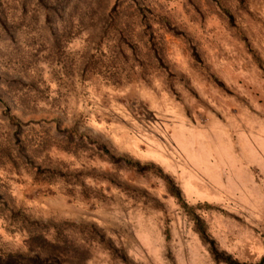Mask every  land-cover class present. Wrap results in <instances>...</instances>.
<instances>
[{"label": "rangeland", "instance_id": "obj_1", "mask_svg": "<svg viewBox=\"0 0 264 264\" xmlns=\"http://www.w3.org/2000/svg\"><path fill=\"white\" fill-rule=\"evenodd\" d=\"M19 1L2 0L9 16ZM136 1L69 6L52 27L67 34L59 49L32 3L14 38L0 30V78L35 88L13 89L27 100L10 112L35 123V141L75 129L154 166L41 146L34 178L4 157L16 147L0 99V264L264 258V0Z\"/></svg>", "mask_w": 264, "mask_h": 264}, {"label": "trees", "instance_id": "obj_2", "mask_svg": "<svg viewBox=\"0 0 264 264\" xmlns=\"http://www.w3.org/2000/svg\"><path fill=\"white\" fill-rule=\"evenodd\" d=\"M94 1L96 0H20L19 10L21 11V15L19 17H12L9 16V14L6 12L5 7L3 6L5 5L4 2L0 0V30L8 37L11 36V38H14L16 29L18 28V26L21 25V21H23V19L26 17L29 7L28 4L32 3L34 5V11L39 10L41 12V17L43 18L44 22L43 24L48 30L49 38H51L53 41L54 49H59L61 48L60 39L62 37L64 39L67 34L64 33L63 35H60L58 34V31L55 32V30H53L52 28L55 25V22L70 21L71 10L68 9L69 6H71L72 8L74 4L76 6L82 3L87 4V6H90L91 3ZM131 1L135 4H138L136 0ZM31 17L32 19H37L35 13H33ZM65 41H67V38ZM3 86L5 90H3L2 88ZM18 86L26 87L27 89H29L30 92L35 91L33 83L25 85V82H23L21 78L9 81L4 78H0V87L2 88L1 97H3L0 99H2L5 104L4 114L8 118L7 125L10 129L8 136L9 146L10 148L16 147V155L14 154V150L7 149V152L4 154V157L6 156L5 158L11 161L12 163L15 162L13 157H18L22 159L27 165L26 167L31 168L30 172L35 175L34 178L44 172L41 170L37 158V148H41V146H46L48 149H50V147H54L59 152L70 153L75 152L76 149H78L79 147H83L84 145L88 144L90 146H94L98 152H100L103 156H105L110 162L114 164H121L123 166H127L137 172H145L151 168H154L153 165H140L138 162L132 161L129 158L116 156L105 144L98 143L83 133L77 134L75 129L64 130L65 132H63V139L53 140L49 137L50 128H48L43 132L44 134H42L41 137H38L39 140L37 139V141H35V123L33 121H27L26 123H22V121L18 118V112L15 115L10 114L13 109L12 106L14 105L16 107L18 105L17 102L14 100L15 97H17V100L20 103H24L27 100L26 96L23 99L13 94V89H21ZM26 93H28V90L26 91ZM50 124L51 128L55 132H61V122L59 120H51ZM29 126L31 127L28 128ZM156 169L158 170V172H160V175H162L161 171L158 168ZM163 178L164 180H166L168 187L173 190V194L178 196L179 192L176 186L173 184L172 180L166 175H164ZM211 252L215 257L222 256L214 248H212ZM224 260H226L227 264H239L237 262L232 261L230 258H224ZM263 261L264 258L256 264H263Z\"/></svg>", "mask_w": 264, "mask_h": 264}]
</instances>
